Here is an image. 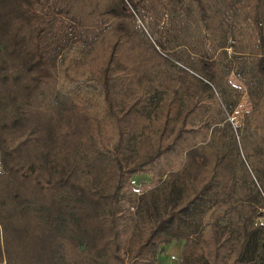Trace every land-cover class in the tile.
Here are the masks:
<instances>
[{
	"label": "trees",
	"instance_id": "1",
	"mask_svg": "<svg viewBox=\"0 0 264 264\" xmlns=\"http://www.w3.org/2000/svg\"><path fill=\"white\" fill-rule=\"evenodd\" d=\"M262 215L264 0H0V264H264Z\"/></svg>",
	"mask_w": 264,
	"mask_h": 264
},
{
	"label": "rangeland",
	"instance_id": "2",
	"mask_svg": "<svg viewBox=\"0 0 264 264\" xmlns=\"http://www.w3.org/2000/svg\"><path fill=\"white\" fill-rule=\"evenodd\" d=\"M135 27L136 28L140 27L141 29L143 28L142 30H145L144 27L142 26V23L140 20L136 21ZM144 32H146V31H144ZM230 79L235 85H238L240 87L243 85L238 80H236L234 77H231ZM248 101L249 100L247 97L245 102H243L244 105ZM239 109H241V108H239ZM228 120L232 121L233 123L237 121L236 117L233 114H232V116L228 117ZM238 122H239V118H238ZM133 181L135 182L136 185L139 186L142 182L148 183L150 180H149V176H147V175L146 176L138 175L135 178H133ZM259 221H261V222L264 221L263 215H262V218H259ZM181 251H182V243H178V244H177V242L172 243L171 245H169L163 249L162 254L159 256L158 264H177L179 257H180V254H181Z\"/></svg>",
	"mask_w": 264,
	"mask_h": 264
},
{
	"label": "built area",
	"instance_id": "3",
	"mask_svg": "<svg viewBox=\"0 0 264 264\" xmlns=\"http://www.w3.org/2000/svg\"><path fill=\"white\" fill-rule=\"evenodd\" d=\"M246 98H247V96H244V97H243V100H242L241 105L238 106V108L236 109L235 113L233 114V115L236 117V119H237V121L234 122V123L231 121L233 124L238 123V117H239V116H238V113L243 112L244 108L248 105V102H247L245 105H244V103H243V102H245ZM239 108H241V109H239Z\"/></svg>",
	"mask_w": 264,
	"mask_h": 264
}]
</instances>
